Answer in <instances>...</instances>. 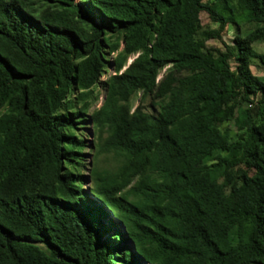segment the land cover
I'll list each match as a JSON object with an SVG mask.
<instances>
[{
  "label": "trees",
  "instance_id": "trees-1",
  "mask_svg": "<svg viewBox=\"0 0 264 264\" xmlns=\"http://www.w3.org/2000/svg\"><path fill=\"white\" fill-rule=\"evenodd\" d=\"M259 41L264 0H0V264H264Z\"/></svg>",
  "mask_w": 264,
  "mask_h": 264
},
{
  "label": "rangeland",
  "instance_id": "rangeland-1",
  "mask_svg": "<svg viewBox=\"0 0 264 264\" xmlns=\"http://www.w3.org/2000/svg\"><path fill=\"white\" fill-rule=\"evenodd\" d=\"M80 1L81 0H75V2H77V3H80ZM201 21H202V24L204 26H207L210 23V18H209L208 13H206V12H202L201 13ZM223 40L227 44H230V45H234L235 44V29H234L233 26H229L228 27L227 32L223 36ZM210 44L215 45L216 42L210 41ZM254 46L257 47V49L259 51L264 52V41L256 42L254 44ZM231 64H232L233 68H235V61L232 60ZM251 69H252L254 74H256V75H258V76H260V77H262L264 79V65H262L261 63L255 62L254 65H252ZM110 74H112V70H109L108 74L105 75L103 77V79L106 78ZM99 90H100V93H101V99L99 100V102L97 103L96 106L100 105V103L102 101V95L104 94V90L103 89H99ZM138 102H139V96L134 99L135 105L138 104ZM89 130H90V124L87 121L84 124L83 130L80 131V133H82L84 136H86V137H88V139H90L91 136H90V131ZM222 130L225 133V135L229 134L230 136H232L231 137L232 140L235 138L236 128H235L233 122H231L227 126L223 127ZM220 139H222V138H220ZM40 245H43V244L40 243Z\"/></svg>",
  "mask_w": 264,
  "mask_h": 264
}]
</instances>
